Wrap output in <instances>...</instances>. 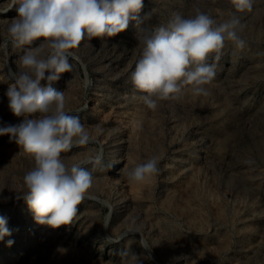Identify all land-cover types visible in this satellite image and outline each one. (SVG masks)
I'll use <instances>...</instances> for the list:
<instances>
[{
  "label": "rangeland",
  "instance_id": "1",
  "mask_svg": "<svg viewBox=\"0 0 264 264\" xmlns=\"http://www.w3.org/2000/svg\"><path fill=\"white\" fill-rule=\"evenodd\" d=\"M144 5L141 22L130 21L113 37L83 40L70 58L72 72L51 85L65 91V110L78 115L96 141L62 157L71 165L102 149L100 164L84 166L94 177L90 191L107 204L85 199L67 226L37 223L19 198L34 160L9 134L0 136V216L12 233L0 241V264H264V0L245 12H236L231 0ZM19 6L0 0V127L39 116L14 115L6 95L15 83L9 69L18 73L26 48L41 43L11 42L7 27ZM196 7L218 23L239 16L246 45L226 40L219 59L210 54L216 75L205 86L207 96L187 86L151 110L141 99L147 93L131 81L142 38ZM152 157L159 173L130 183L128 173ZM130 227L137 231L129 233Z\"/></svg>",
  "mask_w": 264,
  "mask_h": 264
},
{
  "label": "clouds",
  "instance_id": "2",
  "mask_svg": "<svg viewBox=\"0 0 264 264\" xmlns=\"http://www.w3.org/2000/svg\"><path fill=\"white\" fill-rule=\"evenodd\" d=\"M19 4L18 16L7 27L16 47H27L19 59L20 71L9 69L15 81L6 93L9 108L16 116L39 113L34 119L19 125L0 127V136L9 134L25 155L34 160V167L23 176L24 199L37 223L59 228L73 223L78 205L85 199L99 201L90 189L94 185L92 172L86 164L98 165L102 149L87 160L65 162L63 153L74 147L95 143V137L78 115L65 110V91L53 88L60 74L72 72L70 58L85 39L113 37L125 31L130 21L141 22L144 0H12ZM236 12L251 11L254 0H231ZM148 14H145V18ZM241 19L233 14L223 22L199 7L188 15L175 13L167 26L155 29L142 38L143 48L131 74L134 87L142 93L143 102L151 110L158 101L177 99L190 86L195 95L209 94L206 85L215 78V64L207 63L210 54L219 53L225 41L243 49L246 41L239 34ZM47 73V75H46ZM41 81H47L42 84ZM85 79L84 87L91 85ZM102 129H96V135ZM156 157L135 166L128 173L130 183L141 184L160 171ZM135 221H133V225ZM107 228V223L104 224ZM137 230L130 227L128 232ZM7 219L0 216V241L11 236ZM123 238V237H122ZM14 243L8 240L10 247ZM147 248V243L142 242Z\"/></svg>",
  "mask_w": 264,
  "mask_h": 264
}]
</instances>
